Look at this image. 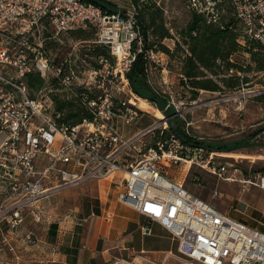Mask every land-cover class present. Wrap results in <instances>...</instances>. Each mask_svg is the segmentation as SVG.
Listing matches in <instances>:
<instances>
[{"label": "built area", "instance_id": "built-area-1", "mask_svg": "<svg viewBox=\"0 0 264 264\" xmlns=\"http://www.w3.org/2000/svg\"><path fill=\"white\" fill-rule=\"evenodd\" d=\"M187 1L208 24L220 23L231 7L242 27L240 43L253 41L264 50V0ZM135 15L110 13L87 0H0V190L5 196L0 225L7 222L17 230L27 215L39 223L43 200L90 181L112 179L121 188L120 203L178 241L183 264H264L262 230L223 213L161 167L162 160L169 168L171 163H190L216 175L211 167L214 152L168 133L141 155L136 143L150 128L132 139L120 132L117 118L128 125L138 118L119 97L132 92L128 75L137 56L133 45L141 34ZM48 28L55 35L96 29L95 44L107 47L116 63L99 56L79 81L81 72L71 55L60 63L46 55L43 35ZM156 56L147 54L154 62ZM31 74L45 82L36 98L26 85ZM51 77L53 87L59 85L83 104L89 119L61 122L65 113L55 107L56 99L43 95ZM221 172L224 167L219 177ZM26 239L36 241L32 232ZM0 264L7 262L0 258Z\"/></svg>", "mask_w": 264, "mask_h": 264}, {"label": "rangeland", "instance_id": "rangeland-1", "mask_svg": "<svg viewBox=\"0 0 264 264\" xmlns=\"http://www.w3.org/2000/svg\"><path fill=\"white\" fill-rule=\"evenodd\" d=\"M104 1L116 5L117 10L136 13L131 0ZM148 1H153L164 9L166 26L170 29L174 40H165L163 45L174 53L176 41H180L179 33L187 29L193 15L188 1ZM224 17L234 19L239 29L241 28L231 7L226 9ZM80 31L86 32V38L78 39L74 33L79 31L55 35L50 28L45 30L43 38H46L44 50L52 61L56 60L57 63H60L71 55L70 57L74 60L77 71L81 72L79 73V81L83 82L86 70L95 65L99 56H106H104L102 47L95 44L98 32L96 29ZM139 41H143L141 34ZM139 41L138 50H140L142 45H139ZM183 48L185 49L186 47L183 46ZM259 52L262 54L264 61V50L259 49ZM155 54L157 55L155 62L149 59L148 84L159 95L169 99V103L175 109L176 115L171 117L164 115V119L159 120L155 117L153 111L140 110L128 102L135 98H141L132 90V92L127 91V95L121 94L119 97L138 112V118L129 125L122 118H117V126L123 132L124 130L135 131L139 128H141L142 132H146L150 128V131L136 143L141 155L148 154L149 147L154 146L160 140L167 139L168 132H171V121L175 116L179 119L177 126L186 133H190L197 141L228 146L238 145V143L243 141L246 142L247 148L231 152H214V155L211 156V167L216 168V175L208 169H202L197 166L187 168L185 163L179 165L171 163L169 168L166 166L167 162L162 160L161 167L171 179L184 184L188 191L213 204L223 213L227 214L238 210L244 218H247L256 208L264 206L263 133L255 138L252 136L264 128V71L257 70V64L251 60V56L248 53H239L234 60L242 67L248 69V72L237 73L235 71L234 75L242 79L247 77L248 83H243L238 90L228 89L220 83L223 91H201L194 100L190 89L181 84L182 76L179 56L174 55V57H171L163 51L155 52ZM114 63H116L115 59ZM48 82L51 83V87H46L47 89L43 95H48L52 100L54 98L60 102L79 103L84 108L83 104L75 100L69 91L62 89L59 85L53 87V77ZM28 91L31 97L36 98L38 96V91L29 90V88ZM147 101L153 108L157 109L151 101ZM119 106L116 104L117 109H119ZM149 125L152 127H147ZM165 128V134L162 135V131ZM137 153L132 151L131 155L140 159ZM235 157L238 160L234 159ZM223 167L225 172H221L222 177H219V168L222 169ZM229 179L238 182L231 183L227 181ZM242 181L247 183H240ZM59 195H54L53 199L59 197ZM57 204L61 208H67L73 206L74 201H60V204L53 202V208Z\"/></svg>", "mask_w": 264, "mask_h": 264}, {"label": "crops", "instance_id": "crops-1", "mask_svg": "<svg viewBox=\"0 0 264 264\" xmlns=\"http://www.w3.org/2000/svg\"><path fill=\"white\" fill-rule=\"evenodd\" d=\"M120 132L132 139L142 130ZM120 191L112 179L90 181L43 200L39 223L31 215L17 230L1 223L0 258L7 264H183L178 241L159 224H150L120 203ZM66 200L74 205L53 208V202ZM4 202L0 190V206ZM227 214L264 232V206L247 218L238 210ZM30 232L35 243L26 239Z\"/></svg>", "mask_w": 264, "mask_h": 264}, {"label": "trees", "instance_id": "trees-1", "mask_svg": "<svg viewBox=\"0 0 264 264\" xmlns=\"http://www.w3.org/2000/svg\"><path fill=\"white\" fill-rule=\"evenodd\" d=\"M87 1L110 13L118 11L115 5L104 0ZM131 2L140 18L139 25L143 41L142 52L138 50V41L133 45V53L137 56L128 78L133 92L139 97L151 101L165 116H174L176 111L169 103L167 97L159 95L148 84L149 60L147 54L150 52L163 51L171 57H174V55L179 56L178 58L181 62V84L190 89L194 100L201 91H223L220 83L231 90H238L243 83H248L247 77L242 79L234 75L235 71L237 73L248 72V69L242 67L234 60L239 53H248L251 56V60L257 64V70L264 71V61L262 54L259 52L261 48L253 41H246V45L240 43L242 27L239 29L234 19L223 16L220 23L208 24L203 17L193 13L187 29L179 33L180 41H176V48L173 53L168 47L163 45L165 40H174L170 29L166 26L164 9L153 1L131 0ZM74 34L77 35L78 39L86 38L85 31H79ZM183 46L186 48L184 49ZM102 50H104V56L114 63L109 49L103 46ZM96 52L98 53V51ZM26 85L29 90L39 91L44 87L45 82L39 75L31 74L26 79ZM55 104L58 111L65 113L62 123L79 124L84 119L90 118L87 117L86 111L79 103L55 100ZM171 122L170 133L175 134L185 142L204 146L209 151L231 152L247 148V144L244 141L233 146L197 141L189 137L184 130L177 126L179 124L178 117L175 116ZM263 132L264 128L252 136L255 138Z\"/></svg>", "mask_w": 264, "mask_h": 264}, {"label": "bare ground", "instance_id": "bare-ground-1", "mask_svg": "<svg viewBox=\"0 0 264 264\" xmlns=\"http://www.w3.org/2000/svg\"><path fill=\"white\" fill-rule=\"evenodd\" d=\"M130 103L132 104V105H135L136 107H138L140 110H143V111H146V112H154V114H155V117L157 118V119H159V120H162V119H164V114L159 110V109H155V108H153L152 107V105L147 101V100H145V99H143V98H135V99H132L131 101H130ZM237 157V156H236ZM234 158V159H236V160H238V158ZM191 167V164L190 163H188L187 164V168H190ZM228 182H231V183H236V182H238V181H236V180H233V179H229V180H227ZM240 183H242V184H245V183H247V182H245V181H242V182H240ZM250 183V182H249Z\"/></svg>", "mask_w": 264, "mask_h": 264}, {"label": "water", "instance_id": "water-1", "mask_svg": "<svg viewBox=\"0 0 264 264\" xmlns=\"http://www.w3.org/2000/svg\"><path fill=\"white\" fill-rule=\"evenodd\" d=\"M135 19L139 22V20H140V18H139V16L136 14L135 15Z\"/></svg>", "mask_w": 264, "mask_h": 264}]
</instances>
